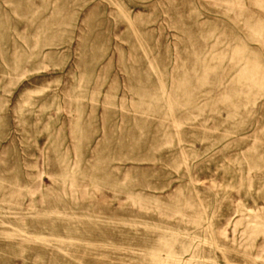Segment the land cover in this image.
Instances as JSON below:
<instances>
[{"label": "rangeland", "instance_id": "1", "mask_svg": "<svg viewBox=\"0 0 264 264\" xmlns=\"http://www.w3.org/2000/svg\"><path fill=\"white\" fill-rule=\"evenodd\" d=\"M0 264H264V0H0Z\"/></svg>", "mask_w": 264, "mask_h": 264}]
</instances>
